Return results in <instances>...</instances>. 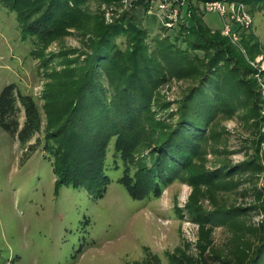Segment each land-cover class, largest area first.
<instances>
[{
  "label": "trees",
  "instance_id": "1",
  "mask_svg": "<svg viewBox=\"0 0 264 264\" xmlns=\"http://www.w3.org/2000/svg\"><path fill=\"white\" fill-rule=\"evenodd\" d=\"M85 1L0 0L16 13L21 37L30 38L34 45H46L70 28L77 29L83 39V48L72 50L75 56L69 58L61 51L50 57L63 60L44 86L41 105L15 82L1 88L0 127L22 145L40 133L41 148L52 158L56 186L83 187L102 195L108 183L106 153L113 142L122 161L120 181L134 198L157 196L176 178L192 185L194 195L202 193L212 201L216 191L238 189L241 195L251 194L252 203L214 202L209 210L192 195L186 203L187 217L198 223L201 232L207 231L208 222L244 232L242 238L235 236L228 253L212 251L214 261L264 264V176L261 186L253 179L264 171L259 159L251 156L233 163L217 158V165H205V144L210 138L214 141L217 117L242 111L255 124V144L264 141V119L253 77L256 69L226 35L203 22L204 11L197 3L206 0L188 2V20L161 25L172 33L155 34L151 44L148 31L133 17L106 22L102 13L82 8ZM241 1L251 9L254 3H264ZM149 2L137 1L145 8ZM232 28L240 33V26ZM242 43L250 52L259 51L251 32L242 33ZM196 49L204 52L202 57ZM39 55L47 66L50 59ZM170 78L190 80L182 95L171 101L155 95L156 86ZM39 138L28 144L29 152L40 144ZM210 149L216 153V148ZM259 210L262 223L243 220ZM207 244H198L197 254L181 255L175 264H208Z\"/></svg>",
  "mask_w": 264,
  "mask_h": 264
},
{
  "label": "rangeland",
  "instance_id": "2",
  "mask_svg": "<svg viewBox=\"0 0 264 264\" xmlns=\"http://www.w3.org/2000/svg\"><path fill=\"white\" fill-rule=\"evenodd\" d=\"M137 1L86 0L82 8L88 13H102L106 22L121 16L133 17L148 31L149 44L155 34L162 37L172 33L161 26L166 25L164 11L158 7L159 0H151L147 8ZM166 1L170 7L178 8L175 24L188 20V2L193 4L196 0ZM203 4L197 3L204 11L203 22L219 29L221 35L224 24H236L227 13L222 16L216 10H206ZM244 5L252 20L251 27H240L236 38L226 37L257 71L253 77L260 97V115L264 119V73H261L264 70V3H254L253 9L249 4ZM241 32L256 35L259 51L247 49ZM82 40L80 32L70 28L46 45H34L30 38L21 37L16 13L0 2V90L5 84L15 82L41 105L44 86L63 60L50 57L61 51H66L69 58L75 56L72 50L82 49ZM185 45L182 42V47ZM36 51L50 59L47 66L41 63V55ZM196 53L199 57L204 54L199 49ZM189 82L170 78L156 86L155 95L169 101L177 99ZM19 120H23L22 111ZM261 130L264 132V125ZM255 131L253 120L244 117L240 110L230 117H217L214 141L210 138L208 145L205 144V165L213 167L221 158L237 163L253 156L264 168V141L255 144ZM39 136L40 144L29 152L28 144L37 141ZM41 142L39 133L22 145L0 127V264H175L181 255H195L201 247L198 244L207 243L208 264H220L211 258L212 251L228 253L235 236L242 238L244 234L242 230L211 222L204 226L207 231L201 232L198 223L187 217L186 203L193 195L206 210L214 202L241 206L253 202L251 194L241 195L238 189L216 191L212 201L202 193L194 195L192 185L176 178L163 186L157 196L134 198L120 181L122 161L113 150V142L106 153L108 183L102 195L97 196L83 187L56 186L52 158L42 150ZM211 146L216 148L215 154ZM263 174L264 171L253 177L258 186L263 184ZM204 189L202 186L201 190ZM243 220L258 224L262 223L263 215L260 210L253 211Z\"/></svg>",
  "mask_w": 264,
  "mask_h": 264
},
{
  "label": "built area",
  "instance_id": "3",
  "mask_svg": "<svg viewBox=\"0 0 264 264\" xmlns=\"http://www.w3.org/2000/svg\"><path fill=\"white\" fill-rule=\"evenodd\" d=\"M203 3L206 10H216L222 16L225 13L230 15V18H233L236 21L235 25H238L241 28L251 27V17L248 15L244 2L241 0H206ZM158 7L164 11V24L166 26H171L174 20H176L178 8L175 6L170 7V2L166 0H159ZM221 33L233 38H236L238 34L237 31L232 28V25L229 24H224Z\"/></svg>",
  "mask_w": 264,
  "mask_h": 264
}]
</instances>
